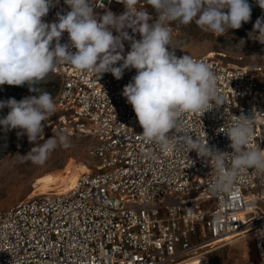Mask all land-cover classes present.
Instances as JSON below:
<instances>
[{
    "label": "built area",
    "instance_id": "1",
    "mask_svg": "<svg viewBox=\"0 0 264 264\" xmlns=\"http://www.w3.org/2000/svg\"><path fill=\"white\" fill-rule=\"evenodd\" d=\"M92 3L97 17L109 10L125 12L118 0ZM145 6L141 1L137 8ZM70 10L64 0H52L43 20L57 23V14ZM127 31L140 39L139 33ZM113 35H118L114 29ZM68 42L65 32L60 43ZM123 43L126 55L130 42ZM194 58L206 61L219 77L224 102L204 114L182 116L176 135L187 132L231 154L225 133L230 122L255 109L262 115L255 117L248 147L264 150L263 67L251 68L242 56L218 52ZM51 73L59 89L55 113L42 122L44 134L93 139L99 164L81 174L68 192L51 191L0 210V264H191L228 244L226 239L252 232L264 264V223L252 211L254 205L264 209V175L248 169L232 191L212 193L208 185L214 168L195 151L177 146L165 152L146 141L122 95L135 69H125L119 80L111 73L99 77L66 64Z\"/></svg>",
    "mask_w": 264,
    "mask_h": 264
},
{
    "label": "clouds",
    "instance_id": "2",
    "mask_svg": "<svg viewBox=\"0 0 264 264\" xmlns=\"http://www.w3.org/2000/svg\"><path fill=\"white\" fill-rule=\"evenodd\" d=\"M118 2L124 5V13L116 15L109 10L97 17L92 0H64L71 10L64 15L58 13V22L49 24L43 18L52 0H0V86L27 84L30 92L38 93L20 101H0V109H9L0 125L5 131L19 129L17 135L26 134L35 145L23 160L43 165L58 144L69 146L64 134L36 143L44 137L42 122L56 111L51 93L38 86L57 65L66 64L84 74L100 77L111 73L117 80L125 69H135L122 95L143 129L140 136L165 152L177 146L188 153L195 151L214 168L215 177L208 185L212 193L232 191L248 169L264 175V150L248 147L255 117L261 114L255 109L251 115L235 116L230 122L225 133L231 141V154L209 147L187 132L176 135L181 133L182 116L204 114L214 105L223 104L224 98L218 88L219 77L206 61L190 55L178 58L169 51L171 23L187 26L194 22L203 32L224 36L250 21L252 7L248 0H145L155 11V19L137 8L140 0ZM256 3L264 9V0ZM129 28L139 33V40L129 34ZM113 29L118 35H113ZM65 32L69 42L61 44ZM249 37L264 45V17L256 20ZM124 41L130 42L126 55ZM118 62L122 63L117 66Z\"/></svg>",
    "mask_w": 264,
    "mask_h": 264
},
{
    "label": "rangeland",
    "instance_id": "3",
    "mask_svg": "<svg viewBox=\"0 0 264 264\" xmlns=\"http://www.w3.org/2000/svg\"><path fill=\"white\" fill-rule=\"evenodd\" d=\"M143 10L156 18L155 11L149 5L146 4ZM262 17H264V9L252 15L250 21L243 23L240 29H230L220 37L203 32L194 22L187 26L172 22L174 31L169 51L174 52L178 58L184 55L196 57L211 52L223 53L230 57L242 56L249 67L264 69V45L249 37L256 20ZM242 40L244 43H241ZM48 78L59 82L52 73H49ZM56 94L57 92L53 98ZM8 112L7 107L0 109V119L6 117ZM19 131V129L5 131L0 125V210L45 191L51 182L59 180L60 174L64 172L69 171L72 174L80 170L81 166L94 169L99 164V160L92 153L94 140L79 136L68 139V147L58 144L43 165L23 160L22 156L35 145L28 141L26 134L18 136ZM53 135L59 134L45 133L36 143L43 144L44 140ZM73 167L77 169L71 172L70 169ZM253 211L259 214L257 219L264 223V209L255 205ZM255 235L252 234L220 248L215 247L206 257L212 264H263L257 252Z\"/></svg>",
    "mask_w": 264,
    "mask_h": 264
},
{
    "label": "bare ground",
    "instance_id": "4",
    "mask_svg": "<svg viewBox=\"0 0 264 264\" xmlns=\"http://www.w3.org/2000/svg\"><path fill=\"white\" fill-rule=\"evenodd\" d=\"M76 169L77 168L73 167L72 169H70V171L74 172ZM88 171H90V168H88L87 166H81L80 170H78L77 172H74L72 174H70L69 171L64 172L63 174H60L59 180L51 182L50 186L48 188H46L45 191L38 193V194H35L32 197H36L38 195L46 194V193L51 192V191H56L59 193L68 192L76 186V182H77L78 178L81 176V174L88 172ZM32 197H30V198H32ZM254 207H255V205L253 206L252 211H253ZM254 233L255 232H252L251 234H249L245 237H242V238H246V237H248ZM242 238L241 237H237V238L231 237V238H228L226 240H228V244H230V243H234L235 241L241 240ZM226 240H223V241H226ZM220 243H221V241L215 242L213 245L217 246ZM228 244H221V245H219V247H216V248H220V247H222L224 245H228ZM190 263L191 264H212L210 262V260L205 256H199V257L193 259L192 261H190Z\"/></svg>",
    "mask_w": 264,
    "mask_h": 264
},
{
    "label": "trees",
    "instance_id": "5",
    "mask_svg": "<svg viewBox=\"0 0 264 264\" xmlns=\"http://www.w3.org/2000/svg\"><path fill=\"white\" fill-rule=\"evenodd\" d=\"M248 2L252 7L251 16L261 9L256 3V0H248ZM38 87L44 88L45 90L50 92L52 96H54L59 89V82L51 81L47 77L46 81ZM27 95L35 96L38 95V93L30 92L27 84H25L24 86H10L7 84L0 86V101H6L9 98H15L17 101H20L21 99L27 97Z\"/></svg>",
    "mask_w": 264,
    "mask_h": 264
}]
</instances>
